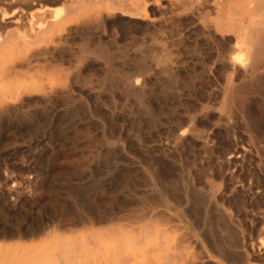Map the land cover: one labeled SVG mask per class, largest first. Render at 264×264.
I'll return each instance as SVG.
<instances>
[{
    "label": "rangeland",
    "instance_id": "374dc122",
    "mask_svg": "<svg viewBox=\"0 0 264 264\" xmlns=\"http://www.w3.org/2000/svg\"><path fill=\"white\" fill-rule=\"evenodd\" d=\"M213 2L85 0L0 99V224L85 242L130 220L204 264H264V23L238 53Z\"/></svg>",
    "mask_w": 264,
    "mask_h": 264
},
{
    "label": "bare ground",
    "instance_id": "6f19581e",
    "mask_svg": "<svg viewBox=\"0 0 264 264\" xmlns=\"http://www.w3.org/2000/svg\"><path fill=\"white\" fill-rule=\"evenodd\" d=\"M215 3L218 18H223V22L226 21L227 25L237 31L242 38L234 42L238 53L247 50L249 45L247 46L248 42L244 40L248 31L246 21L250 19V23L253 21L264 23V0H216ZM58 4L60 6H57ZM71 23L82 28L85 25V0H0V99L20 98L21 91L25 88L21 87L23 84L20 82L21 79L27 74L30 78L34 77L35 73L44 67L43 64L46 62L43 63L45 61L43 56L61 45L62 39L65 38L63 34L65 35L64 32ZM219 25L220 21L217 24L218 28ZM238 53L237 59L242 57V54ZM33 82H36V79ZM122 211L118 209L112 213L113 216L93 218L98 223L111 221L114 223V220L121 222L119 220L122 218L117 215ZM129 222L126 226H129ZM114 225L110 228L107 226L108 231H102L99 235H94L90 231L83 242L78 237H68L48 229L47 224L34 229L28 226V223L25 227H8L2 223L0 224V264H202L203 262L204 258L200 255L189 256L178 251V244L169 242L165 231L154 232L153 229L149 230L150 227L129 230L130 226L127 229L122 224L123 227L120 228H126L123 230ZM41 234L44 236L42 237Z\"/></svg>",
    "mask_w": 264,
    "mask_h": 264
}]
</instances>
